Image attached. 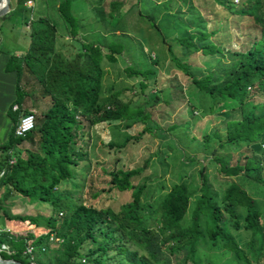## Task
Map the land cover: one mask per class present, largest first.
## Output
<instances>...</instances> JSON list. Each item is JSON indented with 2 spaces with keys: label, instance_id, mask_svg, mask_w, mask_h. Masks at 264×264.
I'll list each match as a JSON object with an SVG mask.
<instances>
[{
  "label": "trees",
  "instance_id": "16d2710c",
  "mask_svg": "<svg viewBox=\"0 0 264 264\" xmlns=\"http://www.w3.org/2000/svg\"><path fill=\"white\" fill-rule=\"evenodd\" d=\"M32 1L30 7H25V0H15L33 12L34 16L30 27L24 26L29 38L28 45L20 54L8 53L3 69H15L17 80L25 76L26 71L34 74L41 90L36 94L21 90L18 84L14 86L15 96L5 110L10 115L11 124L5 138L0 142V169L3 170L0 175V188L4 186V194L10 192L25 197L30 202L38 200L46 203L52 211L47 215H8L2 212L6 225L0 226V243L4 242L14 251L7 254L0 250V256L30 264L29 254L21 251L26 244H31L35 247L31 253L35 264H82L81 256H84L86 264H159V257L164 251L171 255L179 250L183 252V262L197 264L194 259L197 248H201L205 256L208 249L217 250L223 246L230 252L231 258H239L241 264H264V224L260 221V214L264 213V202L260 204L261 200H256L248 192L255 184L260 183L264 187V160H255L252 155H248L249 152H240L234 160L215 156L217 174L227 178L220 194L211 189L207 183L205 167H201L200 192L187 223L180 222L190 195L183 179L172 183L153 203L146 200L142 183L135 185L131 182V176L140 169L108 170L110 186L120 190L131 188L130 199L122 202L116 210L109 206L86 204L72 198L68 193L55 191L61 179L76 176L73 165L77 163V156L73 146L80 140L76 129H83L91 122L105 119L116 120L131 116H134L131 119H145L148 114L142 107L130 106L119 99L118 88L113 89L109 95L100 97V60L103 56L114 60L115 54L122 57L123 45L111 39L103 46L94 39L86 40L85 36H78V29L81 27L90 32L91 36L105 35L95 29L97 22L114 31L118 26L117 20L113 25L102 17L82 22L71 10V0H58L57 13L66 33H69L71 41L76 45L74 55L66 60L53 47L54 23L36 13L37 0ZM146 1L134 0L130 5L133 4L139 18L148 20L150 25L155 24L157 31H160L156 22L152 21L153 16L160 11L159 2ZM213 1L221 4L223 0ZM253 1V7L248 6L247 0H241L238 6L233 7V1L227 0L224 7L235 16L247 13L254 22L264 23V12L259 9L260 0ZM107 5L109 15L122 13V8H119L120 0H108ZM164 9L166 7L162 11ZM27 20L28 16L23 25ZM200 21L202 19L196 17V22ZM177 22L183 23V20L178 18ZM257 30L256 34L249 36L252 37L249 45L235 52L238 55L237 62L218 68V73L211 69L202 76L189 77V82L195 87L194 98H188L178 89L179 97L188 102L191 111L188 112L202 116L213 108L215 99L218 103L230 99L240 105L254 94L264 95V27L259 25ZM181 31V34L172 36L173 41L177 40L195 51L200 48L203 55L220 50L216 44L210 42L196 44L192 41L193 37L200 38L203 35L201 31H188L185 28ZM210 31L213 33L215 29L211 28ZM44 37L51 45L45 50L33 52V45ZM170 45L172 43L168 42L170 57L176 65L186 69L188 64L172 53ZM103 49L106 51L103 52ZM123 63L131 76L136 75V81L143 90L146 87L143 74L147 71L153 72L152 69L141 70L124 60ZM174 84L178 85L176 81ZM27 95H48L49 103L39 110L41 118L36 126L23 135H15L14 126L18 117L29 109L23 101ZM12 103H16L17 108L12 109ZM143 112L146 114L145 118ZM188 123L186 120L183 126L185 131H188ZM224 127L223 140H219L216 129L211 132L217 136L219 144L250 143L263 149V142L260 143L258 135L264 132V102L259 106L242 107L239 117L226 119ZM34 130L37 133L35 140ZM188 134L189 137L193 136L192 133ZM209 135L203 134V142ZM129 138L126 136L125 140ZM25 140L30 144L36 143V147L24 145ZM11 157L13 161L9 162ZM239 157L242 161L238 160ZM81 178L69 183L77 187L82 184ZM63 199L68 200L64 206L61 205ZM29 220L35 226L24 228ZM241 229L245 232H240ZM49 234L52 235L50 240L47 239ZM15 241H19L21 246H14ZM85 242L87 246L84 245ZM240 245H244L247 252ZM204 260L209 262V256Z\"/></svg>",
  "mask_w": 264,
  "mask_h": 264
},
{
  "label": "rangeland",
  "instance_id": "374dc122",
  "mask_svg": "<svg viewBox=\"0 0 264 264\" xmlns=\"http://www.w3.org/2000/svg\"><path fill=\"white\" fill-rule=\"evenodd\" d=\"M133 1L120 0L119 8H122V13L116 16L107 13L108 0H101L100 2L71 0L70 6L82 22L102 17L110 25H113L114 21L117 20L118 26L113 29L114 31H110L109 27L104 28L97 22L95 29H99L105 35L91 36L90 32L81 27L78 29V36L81 38L85 36L86 40L94 39L103 46L111 39L119 41L123 45L122 57L115 54L114 60H109L106 56L100 60L102 68L100 97L107 96L113 89L118 88L117 97L119 99L127 102L130 106L142 107V110L147 112L148 117L143 112L145 119H131L134 116L116 120L105 119L91 122L83 129H76L75 132L80 137L77 144L73 146L74 154L77 156V163L73 165V173L76 176L61 179L56 185L55 191L61 194L68 193L72 198L82 200L86 204L96 207L109 206L116 210L122 202L130 199L131 188L120 190L110 186L108 170L116 168L140 169L131 176V182L135 185L142 183L146 200L153 203L168 190L172 183L183 179L190 195L187 208L180 222L187 223L194 201L200 192L199 172L202 166L205 167L207 183L212 190L220 194L227 178L217 174L215 156L228 157L234 160V157L243 151L249 152L248 155H252L255 160H264V148L258 149L250 143L246 145L241 142L234 145L218 143L219 140L224 139V121L239 117L242 107L259 106L261 102H264V95L254 94L240 105L230 99H226L222 103H218L215 99L213 108L208 113L197 116V113H190L188 102L179 97L178 89L185 93L188 98H194L196 95L195 87L189 82V77L191 75L202 76L211 69L218 73V68H225L237 62L238 55L235 52L246 48L252 38L249 36L256 34L259 25L264 27V23L254 22L247 13L240 16L228 13L224 7L227 0H223L221 4L213 0H204L203 2L199 0L201 5L198 0H155V2H159L158 7L160 9L152 19L160 28V31H157L155 24L150 25L148 20L141 19L136 15L135 7L133 4L130 5ZM232 1L233 7L238 6L241 2V0ZM57 2L58 0H37L36 13L47 17L51 23H54L53 47L68 60L74 55L76 45L71 41L69 33H66L60 15L57 13ZM247 4L253 7L255 2L247 0ZM8 6V10L4 12L6 14L4 17L16 19L22 36L13 37L7 31L10 29L4 23L1 24L0 62L6 53L5 50L8 53L20 54L28 45L29 38L25 30L28 27L21 22L23 19H27V16L30 18L34 16L33 12L15 0H9ZM163 7H166L165 11H162ZM259 9L264 12V0H260ZM196 17L202 19L201 23L196 22ZM178 18H181L183 23L177 22ZM231 18L234 19L231 20ZM184 28L188 31L203 32L200 38H192L196 44L210 42L216 44L220 50L203 55L200 48L199 51H195L177 40L173 41L172 36L181 34L183 32L181 30ZM211 28H214L215 32L212 33ZM168 42L172 43L170 45L172 53L180 61L184 59L182 61L188 64L186 69L174 63L167 48ZM50 45L44 37L33 45L32 50L33 52L45 50ZM104 51L106 50L103 49ZM123 60L141 70L152 69L153 72L147 71L143 74V79L146 81V87L143 90L136 81V75L131 76L130 72L124 68ZM13 70L15 71V69L10 71ZM5 74L0 73V103L2 102V104L5 97L8 98L10 94L15 95L14 86L16 84L20 86L21 90H28L30 93L37 94L39 93L38 90H41L36 76L28 71H26L25 76L18 80ZM174 81L177 82V86ZM29 97H25V99L27 98L25 102H30L28 106H25L34 110L36 126L41 118L39 110H42L49 103V97L48 95ZM9 118L8 113H5L3 117L0 116V128L2 130L7 127ZM186 120L189 122L188 131H185L183 127ZM174 124L176 125L174 126ZM215 129L219 135V140L216 135L211 134ZM188 133H192L193 136L189 137ZM204 133L210 134L205 142L202 139ZM126 136L130 138L125 140ZM0 137H2L1 131ZM35 137L37 138L36 130L33 132L34 140ZM258 137L260 143L263 142L264 145V132L260 133ZM23 144L32 148L36 147V143L30 144L26 140ZM240 159L239 157L238 160ZM77 178L82 179V184L74 187L69 182L75 181ZM3 190L4 186L0 188V226L6 225L3 221L2 212L8 215H47L52 211L46 203L38 200L30 202L18 194L10 192L4 194ZM248 192L256 200H261L260 204L264 202L262 195L264 187L260 183L253 185L251 191ZM67 203V199L61 200V205L64 206ZM57 212L59 213V211ZM260 221L264 224V213L260 214ZM34 226L35 224L29 220L24 228L30 229ZM22 228L20 227V229ZM240 232H245V230L241 229ZM86 243H84L85 246H87ZM14 246L19 247L21 243L15 241ZM240 246L247 252L244 245ZM1 254L3 255V253ZM208 256L209 262L204 260ZM231 257L230 252L223 246L217 250L208 249L205 256L203 250L197 248L194 255L197 264L242 263L239 258ZM182 259V251L178 250L171 255H167L164 251V254L159 257V264H190L189 261L183 262Z\"/></svg>",
  "mask_w": 264,
  "mask_h": 264
},
{
  "label": "built area",
  "instance_id": "2783aa9c",
  "mask_svg": "<svg viewBox=\"0 0 264 264\" xmlns=\"http://www.w3.org/2000/svg\"><path fill=\"white\" fill-rule=\"evenodd\" d=\"M32 3H33L32 0H25L24 5L26 7H30L32 5ZM28 23H29V19L27 20L25 25L28 26ZM11 108L12 109L17 108V104L16 103H12L11 104ZM34 126H35L34 110L32 108H29L27 110V112L22 113L18 117V119H17V121L15 123V126H14V134L15 135H23L25 132L31 130ZM8 161L12 162L13 158H9ZM2 172H3V170L0 169V175L2 174ZM1 229L5 230L6 228H1ZM51 238H52V235L49 234V236H47V239L50 240ZM33 248L35 249V247L33 245L26 244L24 246V248L22 249V251H21L23 254H29V263L30 264H35V261L33 260L32 255H31ZM0 250L5 251L7 254H10V253H12L14 251L13 248H10L4 242L0 243ZM80 262L82 264L85 263L84 256L80 257Z\"/></svg>",
  "mask_w": 264,
  "mask_h": 264
},
{
  "label": "crops",
  "instance_id": "0c3cea01",
  "mask_svg": "<svg viewBox=\"0 0 264 264\" xmlns=\"http://www.w3.org/2000/svg\"><path fill=\"white\" fill-rule=\"evenodd\" d=\"M6 14L5 13H3V14H1L0 15V27H1V24L2 23H4L9 29H10V31L9 30H7L13 37H16V36H18V35H21V32H20V29L18 28V27H20V26H17V24H16V19L14 18L13 20L12 19H10V18H8V17H4ZM23 21H24V19L22 20V24H23ZM29 27H30V25H29ZM1 36V35H0ZM22 36V35H21ZM4 51V50H3ZM6 51V53H5V55L3 56V58H2V60H1V62H0V68L1 67H3L4 66V64H5V60H6V56H7V53H8V51L7 50H5ZM10 70H3V68L0 70V73H6L5 75L6 76H9V77H13V79L15 78V71L13 70V71H10ZM14 96L15 95H8V98L7 97H5V101H3V104H2V102L0 103V116L1 117H3L4 115H5V110H6V108H7V106H8V102L10 101V99L12 100L13 98H14ZM28 96V95H27ZM27 96H25V97H27ZM31 96H33V95H31ZM29 97V98H32V97ZM34 96H38V95H34ZM25 100H27V98L25 99ZM25 100H23L24 101V105H27L28 106V104L30 103V102H28V101H26L25 102ZM1 101V100H0ZM35 102V101H34ZM33 102V103H34ZM10 103V102H9ZM26 106V108H29V107H27ZM1 107H2V109H1ZM10 124H11V122H10V119H9V121H7V127H5V129H1L0 128V131H1V134H2V137H0V142L5 138V135H6V133H7V130H8V128H9V126H10Z\"/></svg>",
  "mask_w": 264,
  "mask_h": 264
},
{
  "label": "water",
  "instance_id": "95a60500",
  "mask_svg": "<svg viewBox=\"0 0 264 264\" xmlns=\"http://www.w3.org/2000/svg\"><path fill=\"white\" fill-rule=\"evenodd\" d=\"M8 1L9 0H0V15L8 10L9 8ZM0 264H24V263L12 257L0 256Z\"/></svg>",
  "mask_w": 264,
  "mask_h": 264
},
{
  "label": "clouds",
  "instance_id": "9594fccd",
  "mask_svg": "<svg viewBox=\"0 0 264 264\" xmlns=\"http://www.w3.org/2000/svg\"><path fill=\"white\" fill-rule=\"evenodd\" d=\"M25 6V5H24ZM26 7V6H25ZM28 19H29V23H28V26L30 25V22H31V20H32V18H30V17H28ZM26 26V25H25ZM28 26H26V27H28ZM60 214V213H59ZM84 264H86V263H84Z\"/></svg>",
  "mask_w": 264,
  "mask_h": 264
}]
</instances>
